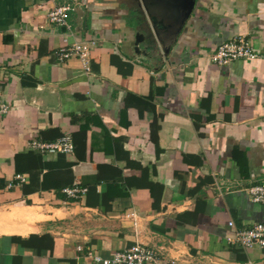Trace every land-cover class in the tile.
<instances>
[{"label":"crops","instance_id":"1","mask_svg":"<svg viewBox=\"0 0 264 264\" xmlns=\"http://www.w3.org/2000/svg\"><path fill=\"white\" fill-rule=\"evenodd\" d=\"M239 36L260 55L211 61ZM74 41L90 71L58 56ZM0 97V264H100L138 240L163 264H264L227 241L264 223L246 193L264 184V0H0ZM59 134L73 152L30 147Z\"/></svg>","mask_w":264,"mask_h":264},{"label":"built area","instance_id":"2","mask_svg":"<svg viewBox=\"0 0 264 264\" xmlns=\"http://www.w3.org/2000/svg\"><path fill=\"white\" fill-rule=\"evenodd\" d=\"M72 9L73 7L69 3L57 5L48 12V19L52 23L67 27L68 16ZM57 53L62 60H67L74 56L78 57L84 69L90 71L91 48L88 42H70L60 47ZM259 55L260 52L253 47L250 39L239 36L218 45L215 52L211 55V61L218 65H225L237 59L256 58ZM9 111V104L0 97V114H6ZM30 147L33 150L53 153H70L74 150L70 136H62L55 141L34 139L30 142ZM86 191L87 188H80L78 186L66 187L64 189V192L70 197H78ZM246 193L253 202L264 204V184L251 185L247 187ZM230 224L234 225L232 221H230ZM227 241L243 248L258 246L264 250V223H255L247 229H237L233 235L228 236ZM89 255L95 262L100 264H163L162 259L140 240L131 247L116 252L112 257H103L98 253L92 252Z\"/></svg>","mask_w":264,"mask_h":264},{"label":"trees","instance_id":"3","mask_svg":"<svg viewBox=\"0 0 264 264\" xmlns=\"http://www.w3.org/2000/svg\"><path fill=\"white\" fill-rule=\"evenodd\" d=\"M133 97H135V98H137V99H139V100H141V101H144L145 103H149L151 106H153L154 107V104L151 102V99L149 98V97H142V96H137V95H133ZM196 126L198 127L199 126V124L198 123H196ZM62 135L61 134H59V137H61Z\"/></svg>","mask_w":264,"mask_h":264},{"label":"water","instance_id":"4","mask_svg":"<svg viewBox=\"0 0 264 264\" xmlns=\"http://www.w3.org/2000/svg\"><path fill=\"white\" fill-rule=\"evenodd\" d=\"M139 36H140V34L137 35V39L140 41Z\"/></svg>","mask_w":264,"mask_h":264}]
</instances>
